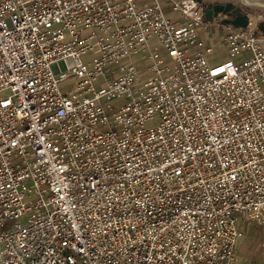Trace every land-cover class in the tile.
Instances as JSON below:
<instances>
[{"label": "built area", "instance_id": "2783aa9c", "mask_svg": "<svg viewBox=\"0 0 264 264\" xmlns=\"http://www.w3.org/2000/svg\"><path fill=\"white\" fill-rule=\"evenodd\" d=\"M238 6L263 16L0 0V264H236L248 222L264 255V0Z\"/></svg>", "mask_w": 264, "mask_h": 264}, {"label": "rangeland", "instance_id": "374dc122", "mask_svg": "<svg viewBox=\"0 0 264 264\" xmlns=\"http://www.w3.org/2000/svg\"><path fill=\"white\" fill-rule=\"evenodd\" d=\"M214 1H224V2H234L238 4L242 0H214ZM245 1H262V0H243ZM263 8L261 6H254V12L262 14ZM259 14H255V18L257 20ZM223 34L217 38H213V33L207 35V40L211 44V47L214 48V52L211 56H209V61L211 65H220L225 64L230 61L229 55L227 54V50L225 45L223 44ZM83 62L88 63L93 60L92 55L84 56L82 58ZM242 59L237 60L236 62H241ZM75 79L72 77L66 83L62 85V89L67 91L71 87L74 86ZM73 84V85H72ZM69 85H72L68 88ZM159 120H155L153 122H149L147 127H156L159 124ZM26 218H22L20 222L24 224ZM13 223L8 224L7 229L12 226ZM243 235L238 240V260L236 264H264V255L262 254L263 247H262V240L263 235L259 230V227L254 222H248L242 227Z\"/></svg>", "mask_w": 264, "mask_h": 264}, {"label": "water", "instance_id": "95a60500", "mask_svg": "<svg viewBox=\"0 0 264 264\" xmlns=\"http://www.w3.org/2000/svg\"><path fill=\"white\" fill-rule=\"evenodd\" d=\"M203 8L205 12V18L207 20H213L219 15H224L228 17L226 21L227 24L232 25L235 28H246L248 26V17L243 15L240 7H236L232 2L226 4H213L206 3L204 0H195ZM256 35H264V20L260 21L258 28L255 32ZM255 264V263H252Z\"/></svg>", "mask_w": 264, "mask_h": 264}, {"label": "flooded vegetation", "instance_id": "af4514ba", "mask_svg": "<svg viewBox=\"0 0 264 264\" xmlns=\"http://www.w3.org/2000/svg\"><path fill=\"white\" fill-rule=\"evenodd\" d=\"M206 3H213V4H217V3H220V4H226V3H229V1L228 2H224V1H214V0H204ZM233 4H235L236 5V7H239L238 6V4H236V3H234V2H232ZM241 10H242V12H243V15H246V14H248V12H250V11H253L254 12V9L253 10H243L242 8H241ZM250 13H252V12H250ZM228 19V18H227ZM226 19V20H227Z\"/></svg>", "mask_w": 264, "mask_h": 264}]
</instances>
